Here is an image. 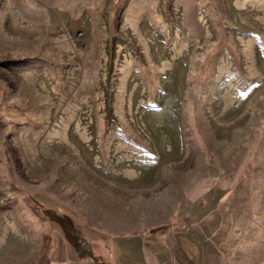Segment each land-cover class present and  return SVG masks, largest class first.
Returning a JSON list of instances; mask_svg holds the SVG:
<instances>
[{
    "label": "rangeland",
    "instance_id": "obj_1",
    "mask_svg": "<svg viewBox=\"0 0 264 264\" xmlns=\"http://www.w3.org/2000/svg\"><path fill=\"white\" fill-rule=\"evenodd\" d=\"M86 243L264 264V0H0V264Z\"/></svg>",
    "mask_w": 264,
    "mask_h": 264
},
{
    "label": "crops",
    "instance_id": "obj_2",
    "mask_svg": "<svg viewBox=\"0 0 264 264\" xmlns=\"http://www.w3.org/2000/svg\"><path fill=\"white\" fill-rule=\"evenodd\" d=\"M81 240L83 241V238ZM85 246H86L85 259H83V261L79 260L78 264H115V261H116L114 259V256H115L114 253L115 252L113 249H109L108 252L106 253V255L96 256V255H93L91 248H89L87 243L85 244ZM137 263L138 264H147V261L145 259V256H143V254H142L141 261H138ZM129 264H134V262H130Z\"/></svg>",
    "mask_w": 264,
    "mask_h": 264
}]
</instances>
